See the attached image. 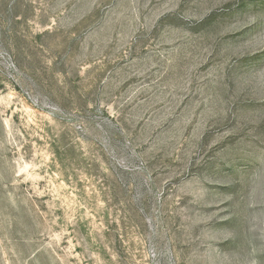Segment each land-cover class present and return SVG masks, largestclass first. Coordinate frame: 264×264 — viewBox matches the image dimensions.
<instances>
[{"label": "rangeland", "instance_id": "obj_1", "mask_svg": "<svg viewBox=\"0 0 264 264\" xmlns=\"http://www.w3.org/2000/svg\"><path fill=\"white\" fill-rule=\"evenodd\" d=\"M0 264H264V0H0Z\"/></svg>", "mask_w": 264, "mask_h": 264}]
</instances>
